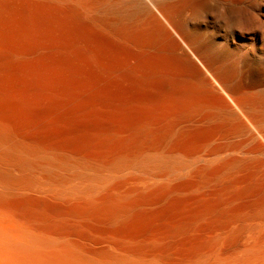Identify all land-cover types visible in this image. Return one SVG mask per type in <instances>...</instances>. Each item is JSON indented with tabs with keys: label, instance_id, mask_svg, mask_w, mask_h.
I'll return each mask as SVG.
<instances>
[{
	"label": "bare ground",
	"instance_id": "6f19581e",
	"mask_svg": "<svg viewBox=\"0 0 264 264\" xmlns=\"http://www.w3.org/2000/svg\"><path fill=\"white\" fill-rule=\"evenodd\" d=\"M4 264H264V0H0Z\"/></svg>",
	"mask_w": 264,
	"mask_h": 264
},
{
	"label": "rangeland",
	"instance_id": "374dc122",
	"mask_svg": "<svg viewBox=\"0 0 264 264\" xmlns=\"http://www.w3.org/2000/svg\"><path fill=\"white\" fill-rule=\"evenodd\" d=\"M4 261L2 260L1 256H0V264H4Z\"/></svg>",
	"mask_w": 264,
	"mask_h": 264
}]
</instances>
